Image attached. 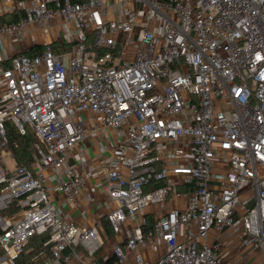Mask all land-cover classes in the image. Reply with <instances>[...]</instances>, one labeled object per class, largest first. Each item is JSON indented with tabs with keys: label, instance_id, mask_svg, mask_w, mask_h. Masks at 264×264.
Instances as JSON below:
<instances>
[{
	"label": "built area",
	"instance_id": "obj_1",
	"mask_svg": "<svg viewBox=\"0 0 264 264\" xmlns=\"http://www.w3.org/2000/svg\"><path fill=\"white\" fill-rule=\"evenodd\" d=\"M111 5L125 19L107 0H17L22 16L0 19V39L69 25L68 49L0 66L1 151L13 159L7 122L38 139L14 172L0 151V264L35 236L47 237L44 264H100L104 219L124 237L110 264H228L221 236L236 226L264 252V0ZM88 115L118 139L105 159L71 162L95 135Z\"/></svg>",
	"mask_w": 264,
	"mask_h": 264
},
{
	"label": "crops",
	"instance_id": "obj_2",
	"mask_svg": "<svg viewBox=\"0 0 264 264\" xmlns=\"http://www.w3.org/2000/svg\"><path fill=\"white\" fill-rule=\"evenodd\" d=\"M17 0H0V19L8 20L12 14L10 12V7ZM110 9V18L113 20L125 19L119 12L114 11L115 6L111 5L112 0H107ZM62 23V21H60ZM69 25H55L54 23H49L44 28L29 27L22 35L5 36L0 39V66H7L10 62L11 56L14 55H30V50L35 46L44 49L46 44L52 43L56 47L63 48L62 42H67V36ZM58 48V49H59ZM5 59V60H3ZM2 88H0L1 92ZM85 123L88 129L95 132L94 136L87 137L82 143L77 145L71 152L72 161H77L81 159H105L110 153V148L112 143L118 139L117 133L109 127L103 126L98 122L97 118L88 115L85 117ZM14 160V158H13ZM15 161V160H14ZM94 181L89 178L88 192H93ZM91 191V192H90ZM106 205L97 203L96 205L87 207L91 211L92 215L98 213L103 215L106 206L109 204L107 198H105ZM98 209V210H97ZM97 210V211H96ZM88 213V212H87ZM82 215L76 210H72L69 214L76 223H84L86 220L90 222V216ZM104 224V245L95 253V259L100 264H105L112 257L113 245L115 243H123L124 237L122 235H116L110 224L106 219L103 220ZM221 243L223 245L222 256L226 263L228 264H264V252L260 249H253L251 242L248 238H245L242 233L241 226H236L227 230L221 236ZM143 253L147 258H156V252L145 248ZM125 264H134L132 257Z\"/></svg>",
	"mask_w": 264,
	"mask_h": 264
},
{
	"label": "trees",
	"instance_id": "obj_3",
	"mask_svg": "<svg viewBox=\"0 0 264 264\" xmlns=\"http://www.w3.org/2000/svg\"><path fill=\"white\" fill-rule=\"evenodd\" d=\"M74 1H83V0H74ZM22 14H16L15 16H11L8 20H1L3 24L11 23L17 21ZM53 49H58L56 45H52ZM68 46H63V49H68ZM43 50L38 47H33L29 52L30 55H36L41 53ZM12 123L7 122L6 125L8 128V136L10 139V145L13 151V158L17 165H27L30 166L31 163L36 159L37 149L36 146L38 144V139L33 132V130L26 126L25 132L21 133L19 130L15 132L13 128L10 127ZM2 185H0V188ZM47 240L46 236H35L33 237L25 251L22 255L17 259V264H44L43 259H38L37 255L44 248V242ZM30 247V250H29ZM1 253V251H0ZM105 264H110V261H107Z\"/></svg>",
	"mask_w": 264,
	"mask_h": 264
},
{
	"label": "rangeland",
	"instance_id": "obj_4",
	"mask_svg": "<svg viewBox=\"0 0 264 264\" xmlns=\"http://www.w3.org/2000/svg\"><path fill=\"white\" fill-rule=\"evenodd\" d=\"M7 126L8 125H6V129H7V132H8ZM10 127L13 128V130L15 132L18 131V129L14 126V124H11ZM0 151H1V147H0ZM1 157H2V160H3L4 166H5V169L7 171L14 172L17 163L10 157V155L8 153H6L3 150L1 151ZM29 250H30V247H29Z\"/></svg>",
	"mask_w": 264,
	"mask_h": 264
}]
</instances>
